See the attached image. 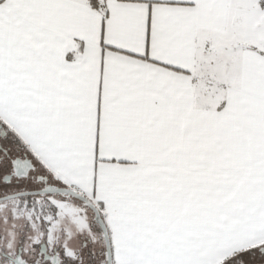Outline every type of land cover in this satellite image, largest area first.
<instances>
[{
    "label": "snow or ice",
    "instance_id": "snow-or-ice-1",
    "mask_svg": "<svg viewBox=\"0 0 264 264\" xmlns=\"http://www.w3.org/2000/svg\"><path fill=\"white\" fill-rule=\"evenodd\" d=\"M0 264H264V0H0Z\"/></svg>",
    "mask_w": 264,
    "mask_h": 264
}]
</instances>
